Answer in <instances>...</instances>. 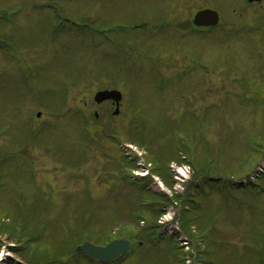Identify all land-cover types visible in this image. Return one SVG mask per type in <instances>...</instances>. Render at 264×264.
<instances>
[{"label":"rangeland","instance_id":"374dc122","mask_svg":"<svg viewBox=\"0 0 264 264\" xmlns=\"http://www.w3.org/2000/svg\"><path fill=\"white\" fill-rule=\"evenodd\" d=\"M60 7L80 23L56 31ZM204 8L220 13L217 28L191 27ZM132 20L154 29L95 35ZM104 89L121 91L118 116L110 103L93 102ZM130 129L147 136L148 150L141 149L152 168L162 156L172 157L168 165L191 163L177 188H170V171L161 179L165 192L131 179L128 155L136 152L119 147L131 140ZM32 136L38 144H29ZM2 154L8 163H0V225L21 220L28 231L17 235L15 224L12 239L0 235V264H88L73 254L75 246L104 245L111 231L132 244L117 264H207L208 238L186 236L189 248L173 243L181 242L175 233L190 216L167 197L185 190L180 196L193 198L202 184L214 190L202 207L214 221L208 232L227 242L226 264H257L264 253L255 248L264 233V0H0ZM205 156L220 168L196 177ZM141 196L153 207L138 209ZM131 215L132 225H112ZM151 227L158 236L143 242L142 230ZM215 248L214 261L221 259ZM58 258L66 261L54 263Z\"/></svg>","mask_w":264,"mask_h":264},{"label":"trees","instance_id":"16d2710c","mask_svg":"<svg viewBox=\"0 0 264 264\" xmlns=\"http://www.w3.org/2000/svg\"><path fill=\"white\" fill-rule=\"evenodd\" d=\"M137 22L138 21L134 22V20H132L129 24L137 23ZM126 23H128V22H126ZM126 37H129V36H126ZM135 133L136 132L134 130H131L129 135L131 137V140L134 143H139L140 142L139 140L141 139V135H139L138 133L137 134H135ZM251 149H253V148H251ZM209 153L210 152H205L204 154L208 155ZM169 158L172 159V157H170V156L169 157H163V156L157 157V161L155 163L153 162L155 167H156L155 172L166 180L168 178V172H169V169H168V162H169L168 160H170ZM202 158L203 159H201V160L203 162L207 163L208 164L207 166H209V168L206 170V167H203V162H201V166L198 167V169H196V172H197V174H195L196 177L200 176L201 174H204L205 171L208 172L211 167L215 170H218L217 168H220V165H219L220 162L217 160V162H219V163H217L215 160H212L211 156H205ZM226 169H228V170H225V171H227L226 173H229L228 172L229 168H226ZM169 175H170V173H169ZM170 177H172V175H170ZM205 183H207V182L205 181ZM193 187H194V185H193ZM202 195H203L202 190L198 189L196 187V191L194 192V196H196V198H199V199H201V197H202V199H203L204 197ZM190 199H192L191 196H190ZM187 204L193 210L192 214H188V217L190 215H193L192 218H191V216L189 218H191V219L195 218V219L194 220H190V219L184 220V224H182L183 229L185 230V227H188V228L192 227L196 230L195 235L193 233H191L192 237L194 239H203L204 240V239L208 238V242H209L211 237L210 236L205 237L208 220H210L209 215H207V213L205 211H202L201 209L194 207L195 203H193L192 201H189V203L187 201ZM153 212L158 213L159 211L158 212L152 211V213ZM184 218H185V216H184ZM10 222H12V220L9 219L8 220L9 224H4V222H3L0 225V235H6V236H8V238L12 239L16 235L15 224H19V228H17V235L22 233V232L28 231V229L25 228L24 223L21 220H15L14 219V221L12 222L13 224H10ZM149 229L152 230V227ZM188 230H191V229H188ZM142 233H143L144 237H146L145 238V241H146L148 239L147 236L149 235V232L142 230ZM202 235H204L203 238H202ZM31 238H33V237H31ZM29 239H30V237H29ZM227 246L228 245H226V247ZM208 247H211V248L207 249V251L205 253L206 259H207L206 260L207 264H211V263L212 264H226V259L224 258V256H222L223 255L222 253H224L226 250L225 247L224 248L219 247L220 252H218V255L220 254L221 259L216 258L215 261L213 260V258L211 256V253L215 249V247L213 245H208ZM202 264H204V263L202 262ZM247 264H254V263L251 261ZM257 264H264V259H260L259 261H257Z\"/></svg>","mask_w":264,"mask_h":264},{"label":"water","instance_id":"95a60500","mask_svg":"<svg viewBox=\"0 0 264 264\" xmlns=\"http://www.w3.org/2000/svg\"><path fill=\"white\" fill-rule=\"evenodd\" d=\"M249 2H260L261 0H248ZM219 22L218 13L212 10H203L198 12L194 18V24L197 27L216 26ZM106 100H113L118 105L121 95L116 91H103L95 96L96 103L100 104ZM115 114H118L116 111ZM130 244L124 240H116L108 244L106 247H96L90 243H85L78 250L87 254L92 259L101 263H108L129 251Z\"/></svg>","mask_w":264,"mask_h":264},{"label":"bare ground","instance_id":"6f19581e","mask_svg":"<svg viewBox=\"0 0 264 264\" xmlns=\"http://www.w3.org/2000/svg\"><path fill=\"white\" fill-rule=\"evenodd\" d=\"M1 262H3V261L0 260V263H1Z\"/></svg>","mask_w":264,"mask_h":264}]
</instances>
